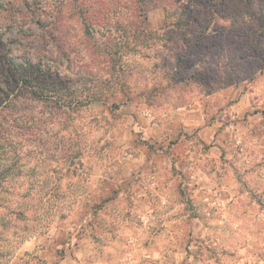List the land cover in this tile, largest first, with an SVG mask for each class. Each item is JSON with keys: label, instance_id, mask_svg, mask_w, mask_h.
Wrapping results in <instances>:
<instances>
[{"label": "clouds", "instance_id": "obj_1", "mask_svg": "<svg viewBox=\"0 0 264 264\" xmlns=\"http://www.w3.org/2000/svg\"><path fill=\"white\" fill-rule=\"evenodd\" d=\"M0 264H264V0H0Z\"/></svg>", "mask_w": 264, "mask_h": 264}]
</instances>
